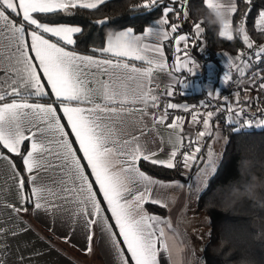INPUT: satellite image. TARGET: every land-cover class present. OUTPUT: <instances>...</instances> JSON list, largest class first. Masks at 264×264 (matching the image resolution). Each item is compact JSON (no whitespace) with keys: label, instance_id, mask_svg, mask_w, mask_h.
<instances>
[{"label":"snow or ice","instance_id":"snow-or-ice-1","mask_svg":"<svg viewBox=\"0 0 264 264\" xmlns=\"http://www.w3.org/2000/svg\"><path fill=\"white\" fill-rule=\"evenodd\" d=\"M187 2L145 0V9L163 5L162 18L156 22L160 27H150L142 36L134 35L131 28L119 31L108 39L106 46L93 48L92 55H81L74 48H68L76 44L73 36L82 32L80 27L45 20L52 14L72 15L75 9L95 10L106 0H0V73L3 74L0 78V149L19 156L24 171L28 173L27 178L18 172L14 177L20 199L32 202V197H35L33 203L36 210H61L67 204L74 205L73 217L83 218L89 229L85 251H92L94 233L91 228L100 224L119 257V264H129L121 244L126 246L131 264H160L162 252L171 260L174 252L179 254L183 251V248L177 247L175 238L159 226L166 224L171 228L170 222L149 214L143 207L145 203L165 206L160 200L152 198L153 185H182H165L153 180L140 170L138 164L144 160L153 165L176 167V158L183 143L179 132L183 131L184 118L176 116L167 125L179 132L174 139L170 138L172 151L168 158L158 159L156 152L149 153L143 148L139 136L127 131L124 116L133 110L149 115V106L160 108L159 96L154 94L159 85L152 87L154 71L172 75L162 41L174 40L178 55L172 69L179 71L181 66L187 67L188 61L182 60L179 54L188 55L190 37L180 34V23H170L168 19L169 14L175 13L178 21L181 18L187 20ZM204 3L223 17L219 35L233 40L231 17L237 12L235 0H227V3L204 0ZM259 17L258 24L264 32V11L259 13ZM96 23L104 25L107 20ZM164 25L170 27V32L164 30ZM193 27L194 37L198 39L203 31L201 24L195 23ZM235 31L243 44L253 49L254 42L245 30L244 20L240 21ZM147 37H152L154 42L145 43ZM95 53H99V57ZM261 54H264V46L254 53L257 59L261 58ZM245 57L246 54L241 52L235 60L247 66ZM136 61L143 62L147 67H138L134 63ZM236 67L243 76V68ZM255 76L253 74V84ZM225 79L229 77L226 75ZM129 80L138 81V94H132L127 89L126 81ZM258 88L264 91V82L259 83ZM248 90L244 89L245 92ZM163 94L169 97L174 94L171 84ZM44 97L54 99L50 103L38 102ZM239 97L237 92V105ZM33 98L37 102H30ZM136 104L142 107H127ZM180 107L188 111L186 105L167 103L162 115L151 113L153 122L163 124L168 119V109ZM58 109L66 123H62ZM222 110L232 112L233 107L218 108L217 112ZM214 115L213 111L191 113V123L203 126V130L196 134L198 138L211 134L210 122ZM25 142H30V147ZM193 144L197 145L193 152L181 153L186 167L200 151L198 140L190 139L188 146ZM209 156L214 157L211 150ZM0 159L9 157L0 154ZM11 166L15 170V165ZM208 167L215 171L214 159H210ZM54 169L58 178L50 183H37L40 174ZM26 183L32 185L27 197L24 195ZM8 207L17 213L27 211V208H16L14 205ZM106 212H110V218L105 215ZM110 219L114 224L109 222Z\"/></svg>","mask_w":264,"mask_h":264},{"label":"trees","instance_id":"trees-1","mask_svg":"<svg viewBox=\"0 0 264 264\" xmlns=\"http://www.w3.org/2000/svg\"><path fill=\"white\" fill-rule=\"evenodd\" d=\"M145 0H109L98 9H75L72 15L64 13L52 14L45 22L55 24L77 25L82 32L75 36L76 44L71 47L82 54H93V48H102L105 39L128 26L140 30L147 25H156L162 18L163 5L153 9L143 8ZM170 3V0H164ZM237 12L232 16L233 40L229 41L219 35V23L204 0H188L186 9L188 17L179 21L175 13L169 14L170 23H180V34L189 35L193 40L194 33L187 22L201 23L202 33L197 44H189L187 52L192 54L195 61L203 64L212 60L216 62L217 53L224 51L230 55L243 52L245 44L238 38L236 27L244 20L245 30L253 45L264 46V32L258 24L259 13L264 11V0H236ZM178 7V5H173ZM107 19V24L99 27L96 22ZM259 50V48H258ZM256 50V51H258ZM254 50H247V54L254 59V66L247 72L249 94L260 103L255 114L264 115V91L258 84L252 83L253 74L256 76L264 71V54L257 59ZM255 76V77H256ZM248 100L252 102V98ZM179 105H189L194 109L209 105L203 93L184 94L174 98ZM32 101H37L32 99ZM43 103H50L51 98H41ZM219 104V103H218ZM217 104V105H218ZM250 116V114H249ZM236 118L230 122L228 114L219 111L214 115L211 124V134L198 138L194 134L182 133L184 143L193 152L197 146H188L189 140H198L200 151L195 153V160L190 166H185L183 157L177 155L174 168L153 165L148 161H139V168L147 176L159 181H179L187 183L209 158L213 150L212 137L215 124L230 127L232 130L226 135L219 162L214 173L207 179L205 188L197 198V209L208 218L209 232L207 242L201 249L204 264H264V127H251L249 120ZM62 120V119H61ZM246 121V122H245ZM63 123V120H62ZM28 146L27 143H25ZM189 152V153H191ZM0 153L8 156L15 165L16 171L27 178L23 162L19 156L9 154L0 149ZM25 197L30 195V185L26 183ZM27 215L32 208V202H26ZM145 209L150 214L166 217L167 210L154 204L147 203ZM39 231L43 232L40 228ZM44 233V232H43ZM47 235L50 242L61 244L60 241Z\"/></svg>","mask_w":264,"mask_h":264},{"label":"crops","instance_id":"crops-1","mask_svg":"<svg viewBox=\"0 0 264 264\" xmlns=\"http://www.w3.org/2000/svg\"><path fill=\"white\" fill-rule=\"evenodd\" d=\"M107 1L109 0H106V2ZM220 2L227 3V0H220ZM209 10L212 11L217 18L220 31L222 28L223 19H219L218 17L221 16L218 15L214 10ZM168 19H170V17H168ZM184 21L186 22V20ZM187 24L192 28V33H194V24H192L190 21H188ZM69 26L79 27L77 25ZM150 27H160V25L157 23L154 26L147 25L140 30H135L133 27L128 26L120 31L131 28L133 29L134 35L142 36L146 29ZM163 28L165 31L170 32V27L168 25H164ZM76 35L77 34H74V39ZM110 37L111 36L105 39L103 46H106ZM222 38L226 39L225 37ZM28 39L30 42V37ZM152 42H154L152 37H147L145 39V43ZM161 43L165 51V56L167 57V63L170 66L169 71L172 72V75L169 76L166 72L154 71L152 87L155 88L156 85H159V88H156L154 94L159 96L160 108L157 109L149 106V115H143L140 111L133 110L130 113H126L124 119L127 122V131L133 135L139 136V142L147 152H156L158 154L156 158L167 159L169 153L172 151V144L169 142L170 138L174 139L176 134L179 132V130H173L167 127V125L172 123L173 119L178 115H172L171 112L173 109H168V119L163 124L154 123L151 117V113H155L157 116L162 115L164 106L169 102L179 105V103H176L174 99H172V96L169 97L166 94H163L167 86L171 84L173 90L178 92L179 95L203 93L204 99L209 101V105L220 103L226 106V108L228 105H232V112H228L226 110L221 111V113H227L230 122L233 123L236 121V118H238L237 112L241 110V108L244 109L248 106L250 103L248 99L250 97L254 98L253 96H250L248 91H244V89H249V87H247L249 86L247 85L249 84L247 80L248 78L246 77L248 75L247 72L249 69L254 66V59L252 60L251 56L248 55V52L246 51V59L249 61L247 66H245L241 64L240 61L235 60V57L238 53L236 55H230L224 51H221L215 56L216 62L209 60V62H205L200 65V63L195 61L192 54L187 52L188 55L184 56L183 53H180L179 55H181V59L187 60L188 64L187 67L181 66L179 71H174L171 66L175 65L176 56L178 55L175 52L174 40H165ZM197 43L198 42H196L195 38L193 40H189V44L194 45ZM71 47L72 45L68 46L70 50ZM181 47L183 48V44ZM239 53H241V51ZM79 54L92 55L82 53ZM95 55L99 57L100 54L95 53ZM134 63L138 67H147V65L140 61H136ZM236 65H239L241 68H243V76L240 75ZM233 68L236 69V74L238 76L236 82H231L229 79H225L226 75L229 77V72ZM2 76L3 74L0 73V78H2ZM101 79H106V77H101ZM185 84L187 87H184ZM234 84L236 85V91L231 92V89L235 88L233 87ZM126 87L132 94H138L140 91L138 87V81L136 80L126 81ZM237 92L240 93L239 105L236 104ZM33 99L36 100V98ZM51 99H54V97ZM127 107L130 109H139L142 107V105H128ZM177 109L181 111L182 117L184 118L182 125L183 131L179 132V134L182 136V133H190L197 136L196 134L203 130L202 125L198 127L196 124L191 123V113L197 112V110L193 108L191 113H188L183 107ZM58 115L61 116L63 123H66L59 109ZM141 132L143 134H141ZM214 136L215 135L213 134L212 144L214 141ZM25 143H27L30 147V142ZM74 147L78 146L74 145ZM161 149L163 150L161 151ZM53 162L55 164L59 163L58 161ZM191 162L192 161L189 162L188 166H190ZM12 164L13 163L10 159H0V264H97L94 262V259L98 262V264H119V257H117L115 254L108 235L100 224H96L91 228L92 233H94L92 251H85L87 247L86 237L88 235L89 229L86 227L83 218L73 217L72 210L75 207L74 205L67 204L65 205V208L61 210H56L54 208H49L48 211H45L44 209L36 210L33 203L35 201V197H32V208L28 215L27 211H21L17 213L12 207H8V205H14L16 208H26V202H22L18 194L17 181L14 178L17 171L16 169L14 170L12 168ZM26 174L28 176L27 172ZM56 178H58L57 171L54 169L47 173L40 174V179L37 181V183H50ZM152 179L159 181L155 178ZM193 179L194 177L187 183L179 181H161L165 185L178 184L182 185V187H161L159 185L152 186V198L160 200L165 206H161V204L154 205L165 208L167 210V215L166 217H161L155 214L151 215L160 217L161 220L165 222H170L171 228H168L166 224H161L159 226L164 227L168 235L175 238L178 248H183V251L179 254L174 252L171 260L166 253L162 252L159 257L160 264H187V246H185V241L177 232L176 227L179 215L183 213V210L185 211L186 206L188 205V197L191 190L193 189L191 184ZM29 185L31 189L32 185L30 183ZM52 186L55 187V185ZM199 194L194 200L195 207ZM98 197H100L99 193ZM55 202L63 203V201ZM146 204L147 203H145L143 206L144 209ZM105 215L110 218L111 214L110 212H106ZM109 222L114 224V221L111 219ZM39 228L43 230L44 233L39 231ZM45 234L51 235L53 238L60 241L61 244L50 242L47 239V235ZM195 246L197 247L199 254H201V249L203 246L194 243V247ZM121 247L124 249L125 257L129 258V264H131L130 256L126 251V246L121 244ZM83 257L85 260H87V262L83 261Z\"/></svg>","mask_w":264,"mask_h":264},{"label":"rangeland","instance_id":"rangeland-1","mask_svg":"<svg viewBox=\"0 0 264 264\" xmlns=\"http://www.w3.org/2000/svg\"><path fill=\"white\" fill-rule=\"evenodd\" d=\"M215 128V136L213 141L214 148L212 150L214 157L209 156L204 166L196 174H194V179L191 183L193 189L191 190L188 197V205L186 206L185 211L183 210V213L179 215L177 221V232L185 241V246H187V264H204L197 247H194V243L200 244L201 246L205 245L208 238L209 223L207 216L201 213L195 207L194 200L196 199L197 195L205 188L206 180L214 173V171L208 167L210 159H214L216 168L221 156L226 135H228L232 130V128L225 126L223 127L219 123L215 124ZM82 259L83 261L87 262L84 257ZM94 262L98 264L95 259Z\"/></svg>","mask_w":264,"mask_h":264},{"label":"built area","instance_id":"built-area-1","mask_svg":"<svg viewBox=\"0 0 264 264\" xmlns=\"http://www.w3.org/2000/svg\"><path fill=\"white\" fill-rule=\"evenodd\" d=\"M201 24V23H200ZM201 28H203L202 24H201ZM239 39H241L239 36H238ZM242 40V39H241ZM259 46L258 45H253V49H248L247 46L245 45V49L243 51V53H245L247 50H258ZM246 59V57H245ZM247 60V59H246ZM249 61V60H247ZM236 68V67H235ZM233 68L232 70H230L229 72V80L231 82H236L238 76L236 74V69ZM261 77H264V71L261 72L255 79L256 83L259 85V83L261 82H264V80H261ZM233 87L235 88H232L231 89V92H235L236 91V85L234 84ZM178 92H175L174 90V94L172 95V97H176L178 96ZM254 101V102H253ZM251 102V101H250ZM252 102L253 103H249L248 106L246 108L243 109V111L241 112L240 110L237 112V117L239 119H244V118H247L248 119V116H249V120H248V123L251 125V127H255V128H261V127H264V115L262 114H255V110H256V107L257 105L260 103V101L258 99H252ZM188 110L189 111H186L188 113H191L192 111V107L191 106H187ZM218 108H223V109H226V106L222 105V104H214V105H206V106H201L199 109H196L197 112L199 113H204V112H207V111H213L215 114L217 112V109ZM222 111H226V110H222ZM172 115H178V116H181L182 117V113L179 109H173L172 112H171ZM198 127H200V125L202 124H196ZM192 150L187 148L185 144H183L180 149H179V155H181V153L183 152H191Z\"/></svg>","mask_w":264,"mask_h":264},{"label":"water","instance_id":"water-1","mask_svg":"<svg viewBox=\"0 0 264 264\" xmlns=\"http://www.w3.org/2000/svg\"><path fill=\"white\" fill-rule=\"evenodd\" d=\"M103 20H107V19H103ZM107 24V23H106ZM96 25H98L99 27H102L103 25H101V24H98V23H96ZM105 25V24H104Z\"/></svg>","mask_w":264,"mask_h":264},{"label":"clouds","instance_id":"clouds-1","mask_svg":"<svg viewBox=\"0 0 264 264\" xmlns=\"http://www.w3.org/2000/svg\"><path fill=\"white\" fill-rule=\"evenodd\" d=\"M219 19H223V17H218Z\"/></svg>","mask_w":264,"mask_h":264}]
</instances>
